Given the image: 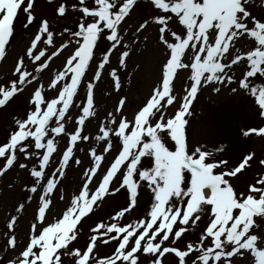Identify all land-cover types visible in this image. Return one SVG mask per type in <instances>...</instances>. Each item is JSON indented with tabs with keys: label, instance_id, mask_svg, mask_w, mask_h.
Instances as JSON below:
<instances>
[{
	"label": "snow or ice",
	"instance_id": "snow-or-ice-1",
	"mask_svg": "<svg viewBox=\"0 0 264 264\" xmlns=\"http://www.w3.org/2000/svg\"><path fill=\"white\" fill-rule=\"evenodd\" d=\"M34 4L35 0H0V60L14 37L18 13L25 14V29L36 28L24 53L16 59V78L0 85V110H5L35 83L23 117H13L14 129L0 142V176L14 167L25 170L31 177V187L26 190L38 201L23 248L15 235L16 216L7 222L5 251L15 254L7 264H65L63 257H70L71 264H141V257L149 258L148 264H164L169 255L174 264H233V257L245 254L251 256L253 264H264V236L256 234L264 227V175L244 191H237L230 182L251 167L254 153L242 155L234 167L217 172L228 161L202 147L190 151L186 135L187 117L192 115L191 106L201 87L237 83L234 66L246 70L230 91L236 93L239 88L253 96L258 115L264 118V84L256 83L264 78V19L249 10L250 0H149L154 9L151 22L157 25L158 44L165 57L160 81L131 119L124 115L127 97L122 96L114 111L99 120L96 132L90 134H85L86 125L97 118L94 89L106 67L114 90L119 92L122 87L118 69L126 67L130 49L121 25L138 0H93V6L78 0L79 7L72 5V11L82 14L79 22L75 30L65 27L59 33L70 38L58 46L57 34L50 30L47 18L34 14ZM68 10L65 3H58L54 14L64 18ZM148 24L149 20H143L136 32ZM170 24H178L180 30H173ZM241 40L251 42L243 52L237 47ZM65 51L68 55L62 67L51 75L47 86L36 83ZM114 53H118L117 67H111ZM26 59L33 66L31 71ZM180 70L190 72V86L184 89L174 114L167 116L165 110L177 99L173 82ZM90 71L92 75L86 79ZM81 89L83 97L77 103ZM213 90L219 92L220 88ZM46 91L54 95L48 98ZM253 133L264 136V127L242 131L244 137ZM60 137H66L62 150ZM165 137L173 142L172 149ZM114 138L119 148L101 173L106 156L114 150ZM82 143L89 144L87 150L78 148ZM97 143L102 146L99 153ZM77 150L89 158L82 185L62 214L46 223L52 196L65 170L70 163L82 164ZM57 153V166L49 174ZM259 165L264 167V159ZM97 177L98 183L90 187ZM142 189L150 193V203L143 216L128 221L127 216L139 207ZM121 194L124 205L108 222L100 219L89 225L81 248L84 224L106 198ZM59 198L64 200L63 195ZM23 209L21 203L16 211ZM200 224L204 227L196 241L187 240L189 230L195 231ZM98 244H111V254L98 256Z\"/></svg>",
	"mask_w": 264,
	"mask_h": 264
},
{
	"label": "rangeland",
	"instance_id": "rangeland-1",
	"mask_svg": "<svg viewBox=\"0 0 264 264\" xmlns=\"http://www.w3.org/2000/svg\"><path fill=\"white\" fill-rule=\"evenodd\" d=\"M58 3H65L69 9L64 18H59L54 14V9L58 6ZM72 5L79 7L78 0H52L51 5L48 3V0H35L34 14L38 18L43 17L49 20L50 30L57 34L55 36L57 46L70 38L67 33L63 37L59 33L65 27L70 30H75L76 24L82 15L78 11H72ZM86 6H93V0H86ZM249 10L257 18L264 19V0H250ZM153 14L154 9L149 5V0H138V6L121 25L122 31L127 34L125 43L129 44L130 49V56L127 58L126 67L118 69L122 87L119 92L114 90L113 82L108 75L109 68L106 67L101 79L96 82L94 89L97 118L87 123L85 134L96 132L99 120H103L108 112L114 111L119 98L122 96L127 97L124 115L131 119L134 112L146 101L153 87L159 83L160 67L165 57L164 50L158 44L157 25L151 22ZM145 19L149 20L148 26L143 31L137 33V26ZM24 23L25 14L21 11L18 13V18L15 22V32L12 42L7 48L4 59L0 60V85H7L11 80L16 78L13 76L16 59L24 53L25 48L29 45L30 39L36 31L35 25L25 29L23 27ZM170 26L175 31H179L181 27L178 24H170ZM250 46L251 42L247 40H241L237 44L241 52L247 50ZM67 55L68 51H65L60 58L54 59L50 68L45 70L41 75V81L36 83L43 82L47 86L51 75L62 67L64 57ZM117 57L118 53H114L111 57V67H117ZM25 64L31 71L33 66L27 59L25 60ZM92 69H95V64L92 65ZM245 70L246 68L243 66H234V79L237 80V83L232 85L208 84L201 87L197 98L191 106L192 115L187 117L189 123L186 126L187 143L190 151L195 147H202V149L208 152L215 153L216 158L228 161V164L222 169H217V172L234 167L242 155L254 153V160L251 162V167L247 168L243 174H240L238 179L232 178L230 180L237 191L246 190L247 186L253 183L256 178L264 175V167L259 165V160L264 159V136H258L254 133L248 137L242 135V131L249 128L258 129L264 127V118L259 117L258 105L255 103L253 96L239 88L236 93L230 91L231 87L238 86V80L242 78V73ZM91 75L92 71L88 73L86 79L90 78ZM189 75L190 72L186 70H180L178 72L173 82V95L177 99L172 106H169L165 110L167 116L174 114L184 95V89L190 86L188 80ZM256 83L264 84V78L256 80ZM34 87L35 83L33 86H29L15 103L11 104L5 110H0V142H3L7 133L14 129L13 117H23L27 110L26 101L30 91ZM214 88H220V91L215 92L213 90ZM53 95V91H46L48 98H51ZM82 97L83 89H81V95L77 97V103L80 102ZM76 114V110L73 109L72 115L75 117ZM58 139L60 149L62 150L66 144V137H60ZM165 142L170 149L173 148V142L170 139L165 137ZM89 144H91V141ZM89 144L82 143L78 145V148L87 150ZM114 146V150L106 156L103 162L100 170L101 173L114 158L116 149L119 148V142L115 138ZM95 147L98 153L102 150V146L99 143ZM221 147L224 148L223 152L218 151ZM76 157L81 159L82 164L76 166L74 163H70V166L65 170V176L58 185V190L52 196V205L47 212L46 223L53 222L62 214L72 194L78 193L82 185V174L84 169L89 166V158L79 150L76 151ZM19 159L21 162H25L22 156ZM58 159L59 153L53 158V164L48 169L49 174L55 170ZM2 165L3 160L0 159V167ZM98 177L94 178L93 185L90 187L94 188L98 183ZM30 181L31 177L28 173L18 167H14L5 175L0 176V264H7V261L13 259L15 256L11 250L5 251L6 237L4 233L8 231L6 227L8 220L12 216H16L17 218L14 228L19 248L24 247L30 226L34 222L38 201L35 194L29 193L26 190L28 187H31ZM60 195L64 196L63 201L60 200ZM29 196H32L31 201L28 200ZM21 203L24 204V209L17 212L16 208ZM124 203L125 198L123 194L118 195L116 198H106L102 206L95 210L92 218L84 224L79 239V246L83 248L87 241V229L89 225L94 224L100 219L108 222L110 215L124 205ZM149 203L150 193L146 189H142L139 207L127 216V220L130 221L139 216H143ZM256 219L259 222L260 218ZM203 227L204 225L200 224L195 231L190 229L186 234L187 240L195 242L199 236L200 229ZM256 234L264 236V227L256 230ZM180 246L183 247V245ZM112 250L113 247L111 244L107 246L98 244L96 254L98 256H107L111 254ZM148 259L141 257V264H148ZM232 259L233 264H253V260L249 254H245L244 257H233ZM63 260L65 264H71L70 257H63ZM164 264H174V258L169 255L165 259Z\"/></svg>",
	"mask_w": 264,
	"mask_h": 264
}]
</instances>
